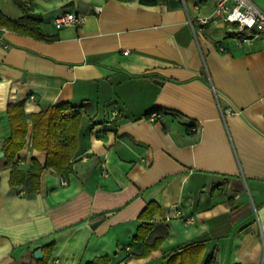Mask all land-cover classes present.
<instances>
[{
  "label": "crops",
  "instance_id": "obj_1",
  "mask_svg": "<svg viewBox=\"0 0 264 264\" xmlns=\"http://www.w3.org/2000/svg\"><path fill=\"white\" fill-rule=\"evenodd\" d=\"M19 1L59 39L0 28V264H264V40L239 44L220 20L194 34L216 0ZM0 10L23 16L16 0ZM63 11L84 23L57 28ZM11 104L78 112L70 170L45 166L30 119L8 163ZM33 160L37 190L12 186Z\"/></svg>",
  "mask_w": 264,
  "mask_h": 264
},
{
  "label": "trees",
  "instance_id": "obj_2",
  "mask_svg": "<svg viewBox=\"0 0 264 264\" xmlns=\"http://www.w3.org/2000/svg\"><path fill=\"white\" fill-rule=\"evenodd\" d=\"M16 2L21 8L23 16L18 21L12 20L0 10V27L49 42L59 39L57 35H47L41 30L39 27L42 21L41 18L33 14L27 4L19 0H16ZM141 2L148 4L155 3L152 0H141ZM67 111L74 112L75 115L64 120L62 113ZM77 113L76 110L68 106H57L28 117L24 112L22 104H11L7 111L11 134L5 140L3 146L8 163L13 165L18 152L25 146L30 130L28 122V119H30L33 133L32 145L33 148L44 151L47 154L45 166L51 167L58 172L70 170V161L77 147L79 131V115ZM61 121L64 122L61 123ZM12 167L10 179L12 186L20 185L28 180L32 190H37L42 167L36 160H33V169L28 174L17 167ZM147 211L149 212V209ZM150 230L151 225L141 226L136 238L139 240L144 239ZM101 261L105 264L107 263L105 259ZM96 263L101 262L98 260Z\"/></svg>",
  "mask_w": 264,
  "mask_h": 264
},
{
  "label": "built area",
  "instance_id": "obj_3",
  "mask_svg": "<svg viewBox=\"0 0 264 264\" xmlns=\"http://www.w3.org/2000/svg\"><path fill=\"white\" fill-rule=\"evenodd\" d=\"M84 20L85 17L80 14L63 11L55 17L54 22L57 28L62 29L67 27H78L84 23ZM216 20H220L232 27L231 33L237 37L239 44L255 39L264 40V12L251 0H216L212 16L200 17L197 22L190 21V25L194 34H197L198 30H203ZM128 53L129 52H125V54ZM226 114L232 115L234 112L232 110H227ZM74 115L75 113L71 111L62 113L64 120ZM157 117V113H152L149 119L154 121ZM63 122L64 121H61V123ZM102 167L104 168V165ZM102 174L107 176L105 171H103ZM174 213V217L182 220L185 224L195 223L192 218L183 216L182 212L177 208H175ZM166 220L170 221L172 218L167 216Z\"/></svg>",
  "mask_w": 264,
  "mask_h": 264
},
{
  "label": "water",
  "instance_id": "obj_4",
  "mask_svg": "<svg viewBox=\"0 0 264 264\" xmlns=\"http://www.w3.org/2000/svg\"><path fill=\"white\" fill-rule=\"evenodd\" d=\"M74 6H75L74 1H70V2H67V3H66L64 6H62L60 9H62V10H64V9H69V8L74 7ZM98 223H99V221H96V222L92 225V227H95ZM35 257H36V259H38V260L43 259V253H42V250H41V249H39L38 251H36V253H35Z\"/></svg>",
  "mask_w": 264,
  "mask_h": 264
}]
</instances>
